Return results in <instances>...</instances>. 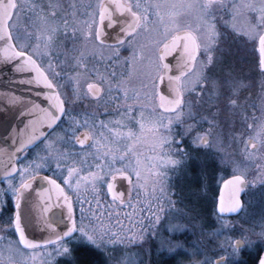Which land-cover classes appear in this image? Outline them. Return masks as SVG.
I'll return each mask as SVG.
<instances>
[{
  "label": "snow or ice",
  "instance_id": "snow-or-ice-1",
  "mask_svg": "<svg viewBox=\"0 0 264 264\" xmlns=\"http://www.w3.org/2000/svg\"><path fill=\"white\" fill-rule=\"evenodd\" d=\"M232 40L258 50L259 95L243 101L255 82L226 66ZM0 78V264H82V251L165 264L197 222L234 234L191 264H246L248 249L264 264V213L250 228L227 219L251 215L242 194L264 187V0H0ZM222 120L245 129L246 159L220 156L237 174L206 230L172 179L189 144L220 148Z\"/></svg>",
  "mask_w": 264,
  "mask_h": 264
},
{
  "label": "rangeland",
  "instance_id": "rangeland-1",
  "mask_svg": "<svg viewBox=\"0 0 264 264\" xmlns=\"http://www.w3.org/2000/svg\"><path fill=\"white\" fill-rule=\"evenodd\" d=\"M23 21V18L21 20ZM62 39V38H61ZM226 48L228 49L227 52H225L223 55L226 59V66L229 68L234 69L237 71L241 77V79H244L246 81H254L255 86L253 87H245L240 92V99L241 101L244 100V98L252 96L256 97L259 95V74L256 72V61L258 56V50H254L251 43L245 44L243 41L240 40H232L227 45ZM127 55V52L126 54ZM220 65H217V69H219ZM65 72L69 74L71 77L72 70L66 68ZM61 83L64 86V90L68 91L69 93L72 90V83L69 81H61ZM70 86V87H69ZM68 87L70 91L68 90ZM214 110V109H213ZM225 117L229 116L230 113L225 111L223 113ZM222 129H218V131L221 134V138L223 140V144L220 146L219 149L216 147H213L212 149L208 148H202L200 150H197L195 147L188 145L190 148V156L195 155L196 153L199 154L201 157H207V158H217L220 162V156L221 155H227L231 157L234 160L240 161L243 159H246V157L243 154V145L241 144V137L239 133L242 131H245V129L242 127V125L237 121H228V120H222ZM235 134V135H234ZM213 141H215V137H213ZM64 147H67V145H64ZM91 151V149L89 150ZM223 169L231 176L237 174L233 170V166L226 163H221ZM184 171V170H183ZM259 175L258 169H256L253 166H249V179L256 178ZM224 179V174L222 173L219 176L218 179V185L219 183ZM246 197L244 198L245 204L248 206V212L242 213L241 215L244 216L243 219L240 217H237L235 219H229L236 223L237 228L239 226L243 225L246 228L252 227L254 224H258L260 220V216L262 213H264V187L261 186V182L258 181L256 185H254L252 188H250L248 191L245 192ZM177 207H181V205H178ZM257 230H259L257 228ZM190 231L193 232V234L187 238V247L185 250L181 251L179 255L177 256V261L179 260L180 264H191L192 261H199L204 259V253L211 252V248L215 247L216 241L214 239V243H209V239L213 240V237L210 235L202 234L200 233L199 227L196 226L194 230ZM234 233H221L220 238L218 239V242H222L225 239L226 235H233ZM173 239H184V237H173ZM195 239L196 241H199L200 248L202 249L203 254H195L192 253L195 251L191 245L194 246V243L192 240ZM197 239V240H196ZM252 249L246 250L247 252L251 251ZM245 251V252H246ZM254 250L253 254L250 256L253 258L255 254ZM212 255V252L210 253ZM167 256V255H166ZM198 256V257H197ZM169 257V256H168ZM188 259L187 263H183L181 261L182 259Z\"/></svg>",
  "mask_w": 264,
  "mask_h": 264
},
{
  "label": "trees",
  "instance_id": "trees-1",
  "mask_svg": "<svg viewBox=\"0 0 264 264\" xmlns=\"http://www.w3.org/2000/svg\"><path fill=\"white\" fill-rule=\"evenodd\" d=\"M191 157H193L192 165L198 166L193 167L189 165L187 169L183 171L180 180V192L185 196L187 202L192 204L196 210L201 213L202 220L204 221V228L206 230L209 228H216L218 226V221L215 223H213V221L215 218L214 208L218 191V179L222 173L224 177L229 176V174L223 169L221 162H219L216 157L212 159L210 157H201L197 153ZM201 169H203V175L200 174ZM204 184L209 186L207 191H202ZM245 197L246 194L244 195V198ZM235 218L237 217H231L229 219ZM197 226L199 227V222H197ZM203 234L207 235L208 232L205 231ZM219 238L220 235L213 237L216 242L219 241ZM79 255L81 256L82 264H101V261L104 260L103 255L97 258L94 254L83 251ZM177 256L174 258L164 256L162 259L165 261V264H180L179 260L177 261L176 259ZM181 261L187 263L188 259L185 258Z\"/></svg>",
  "mask_w": 264,
  "mask_h": 264
},
{
  "label": "flooded vegetation",
  "instance_id": "flooded-vegetation-1",
  "mask_svg": "<svg viewBox=\"0 0 264 264\" xmlns=\"http://www.w3.org/2000/svg\"><path fill=\"white\" fill-rule=\"evenodd\" d=\"M126 54V52L124 53V55ZM128 54V53H127ZM70 87V86H69ZM69 87H68V90L70 91V89H69ZM182 173H183V170H181L179 173H173V179H172V186L174 187V188H177V190L180 192V180H181V177H182ZM177 176H178V178H177ZM33 195L34 196H37L38 194L37 193H33ZM49 203H52V201H49ZM58 210H60L59 209V207L58 208H56V207H54L53 209H52V213H55V212H57ZM45 215L47 216V215H50V213H45ZM39 232H40V230L39 229H37L36 231H35V233H34V235L38 238V234H39ZM197 240V239H196ZM210 240V239H209ZM212 241V243H214L215 241H214V239L213 240H211ZM192 242H195V239H193L192 240ZM192 246V248L195 250V246H193V245H191ZM254 249H252L251 251H249V252H244L243 253V256H242V259H243V261H245L246 262V264H254V260H255V257H256V255H257V251L258 250H256L255 251V256L252 258L250 255L251 254H253L254 252ZM204 253V252H203ZM202 253V250L199 252V254H203ZM211 253V252H210ZM209 253V255H211ZM205 254V253H204ZM198 257V256H197Z\"/></svg>",
  "mask_w": 264,
  "mask_h": 264
},
{
  "label": "water",
  "instance_id": "water-1",
  "mask_svg": "<svg viewBox=\"0 0 264 264\" xmlns=\"http://www.w3.org/2000/svg\"><path fill=\"white\" fill-rule=\"evenodd\" d=\"M4 84H5V81L2 78H0V88H3ZM17 91L18 92H23L24 89L23 88H18ZM4 114H6V110L4 108V103L0 102V119L3 118V115ZM228 178H230V176L227 177V178H225V179H223L221 181V183L219 184L218 193H217V197H216V203H215V210H216V206L218 205V200H219L220 192L223 189V181L226 180V179H228ZM121 183L126 184L127 181L124 180L123 178H119L118 181H117V188H118V190H123L122 187H121ZM243 195L244 194H242V198H243ZM55 207L58 208L59 205H56ZM233 216H236V215L235 214H232V215H229L227 217H233ZM38 235L40 236V232H39ZM39 236H38V238H39Z\"/></svg>",
  "mask_w": 264,
  "mask_h": 264
}]
</instances>
